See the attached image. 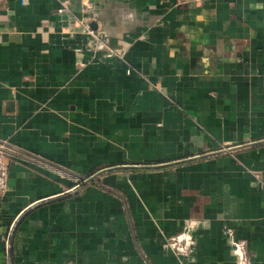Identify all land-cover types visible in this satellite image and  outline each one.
Wrapping results in <instances>:
<instances>
[{
	"label": "crops",
	"instance_id": "obj_1",
	"mask_svg": "<svg viewBox=\"0 0 264 264\" xmlns=\"http://www.w3.org/2000/svg\"><path fill=\"white\" fill-rule=\"evenodd\" d=\"M69 2L0 0V264H264V0Z\"/></svg>",
	"mask_w": 264,
	"mask_h": 264
},
{
	"label": "water",
	"instance_id": "obj_2",
	"mask_svg": "<svg viewBox=\"0 0 264 264\" xmlns=\"http://www.w3.org/2000/svg\"><path fill=\"white\" fill-rule=\"evenodd\" d=\"M259 142L260 141L239 144V145H236V146L229 147L228 149H220V150L213 151V152H210V153L199 154L197 156H193V157H189V158H183V159H180V160H175V161H170V162H164V163H161V164H120V165L108 166V167H105V168H102V169L98 170L97 172H95L94 174L89 176L88 178H85L84 182H90V181L94 180L96 177L100 176L101 174H103L105 172H108V171L116 170V169H125V168L126 169H130V168L148 169V168L164 167V166H168V165H172V164L187 162V161H190V160H193V159H197V158H202V157H205V156L225 153L226 151L237 150V149H240V148L252 146V145H254L256 143H259ZM6 146L8 148H10L11 150L13 149V150L21 151V152H24V153L27 154V152L25 150L17 148L15 146H13L12 144H6ZM48 199H50V198H48ZM42 201H44V200L35 202L33 205L41 203ZM12 230H13V228H12ZM11 235H12V231L10 232L9 240H8V254H9V256H10Z\"/></svg>",
	"mask_w": 264,
	"mask_h": 264
},
{
	"label": "built area",
	"instance_id": "obj_3",
	"mask_svg": "<svg viewBox=\"0 0 264 264\" xmlns=\"http://www.w3.org/2000/svg\"><path fill=\"white\" fill-rule=\"evenodd\" d=\"M70 10L69 0H60L58 8L59 13L67 12ZM11 152L5 143L0 142V198L9 189V165Z\"/></svg>",
	"mask_w": 264,
	"mask_h": 264
},
{
	"label": "rangeland",
	"instance_id": "obj_4",
	"mask_svg": "<svg viewBox=\"0 0 264 264\" xmlns=\"http://www.w3.org/2000/svg\"><path fill=\"white\" fill-rule=\"evenodd\" d=\"M226 142H227V141L221 143L219 149H228V147H226V144H225ZM226 152H229V151H226ZM75 186H77V185H75Z\"/></svg>",
	"mask_w": 264,
	"mask_h": 264
}]
</instances>
